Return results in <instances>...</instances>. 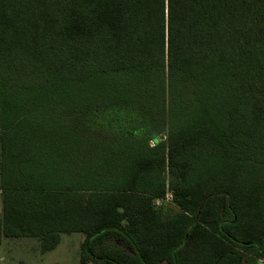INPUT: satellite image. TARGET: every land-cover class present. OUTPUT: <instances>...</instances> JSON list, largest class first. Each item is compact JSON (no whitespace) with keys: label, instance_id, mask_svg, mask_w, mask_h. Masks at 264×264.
Wrapping results in <instances>:
<instances>
[{"label":"trees","instance_id":"16d2710c","mask_svg":"<svg viewBox=\"0 0 264 264\" xmlns=\"http://www.w3.org/2000/svg\"><path fill=\"white\" fill-rule=\"evenodd\" d=\"M115 101L162 115L167 142L119 144L108 187L106 158L72 183L82 139L57 113ZM0 129V244L45 254L81 234V264L264 261V0H0Z\"/></svg>","mask_w":264,"mask_h":264},{"label":"rangeland","instance_id":"374dc122","mask_svg":"<svg viewBox=\"0 0 264 264\" xmlns=\"http://www.w3.org/2000/svg\"><path fill=\"white\" fill-rule=\"evenodd\" d=\"M157 116L158 120L149 113H145L139 105L117 101L60 109L57 119L64 122L65 126L72 129L82 139L81 149L73 152L64 164L70 174V181L77 182L79 173L85 170L88 160L91 159L90 161L95 163L106 158L109 160V164L101 167V174H98V185L103 188L113 184L115 177L112 176V171L115 167L111 165L110 160L113 162L119 160L121 156V151L117 148L119 144L131 142L138 144L150 137V134L158 132L167 142L169 128L163 116ZM138 129L144 130L146 136L143 137L145 134H142ZM150 143L153 146V142ZM2 158L0 144V182ZM163 205L160 204L159 207ZM63 239L67 246L64 247L61 244L57 250L45 255L41 252L38 239H11L12 247H10L11 252L8 254V260L6 257L4 260L0 257V264H5V262L6 264H81L80 252L84 237L81 234H73L63 235ZM4 252V248L0 249V254ZM260 264H264V261H261Z\"/></svg>","mask_w":264,"mask_h":264},{"label":"crops","instance_id":"0c3cea01","mask_svg":"<svg viewBox=\"0 0 264 264\" xmlns=\"http://www.w3.org/2000/svg\"><path fill=\"white\" fill-rule=\"evenodd\" d=\"M2 211V201H1V197H0V212ZM83 237V236H82ZM24 238H26V237H24ZM11 239H13V240H20V239H22V238H3V240H2V243L0 244V249H5V252L4 253H1L0 254V257H2V260H4L5 259V257H6V260H8V254H10V252H11V249H10V247H12L11 246V243H10V241H11ZM34 239V238H33ZM65 242V239H63V235L61 236V243H60V245L59 246H61V244H62V246H64L65 247V245L67 246V244L66 243H64ZM59 246H58V248H59ZM57 248V249H58ZM40 249H41V247H40ZM57 249H55V250H57ZM54 250V251H55ZM42 252V251H41ZM53 252V251H52ZM49 253H51V252H49ZM43 254V253H42ZM45 254H47V253H45ZM45 254H43V255H45ZM4 257H3V256ZM3 264V263H2ZM5 264H6V262H5Z\"/></svg>","mask_w":264,"mask_h":264},{"label":"built area","instance_id":"2783aa9c","mask_svg":"<svg viewBox=\"0 0 264 264\" xmlns=\"http://www.w3.org/2000/svg\"><path fill=\"white\" fill-rule=\"evenodd\" d=\"M164 202H166V203H171V202H173V195H172L171 193H168V194L166 195L165 199H163V200H157L156 205L159 206L160 204H162V203H164Z\"/></svg>","mask_w":264,"mask_h":264}]
</instances>
